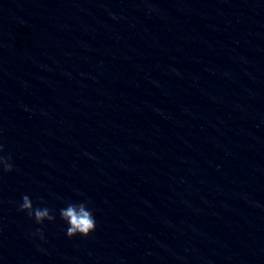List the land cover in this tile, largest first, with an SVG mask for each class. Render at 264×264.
<instances>
[{
  "label": "clouds",
  "instance_id": "1",
  "mask_svg": "<svg viewBox=\"0 0 264 264\" xmlns=\"http://www.w3.org/2000/svg\"><path fill=\"white\" fill-rule=\"evenodd\" d=\"M4 145L0 143V172L8 173L13 171L11 156H5ZM19 211L27 213L37 224H43L44 221H54L55 215L53 210L48 207H34L33 202L28 195L22 197L19 204ZM94 210L89 207L87 201L80 203L69 202L59 210L60 218L66 223V236L73 238L76 236L87 238L95 232L97 223L93 214ZM36 234L43 239V232L37 229Z\"/></svg>",
  "mask_w": 264,
  "mask_h": 264
}]
</instances>
